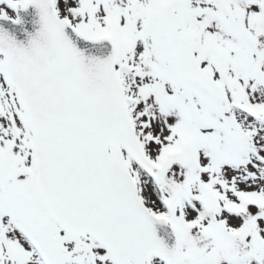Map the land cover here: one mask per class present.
<instances>
[{
	"label": "snow or ice",
	"instance_id": "obj_1",
	"mask_svg": "<svg viewBox=\"0 0 264 264\" xmlns=\"http://www.w3.org/2000/svg\"><path fill=\"white\" fill-rule=\"evenodd\" d=\"M0 21V264H264V0Z\"/></svg>",
	"mask_w": 264,
	"mask_h": 264
}]
</instances>
